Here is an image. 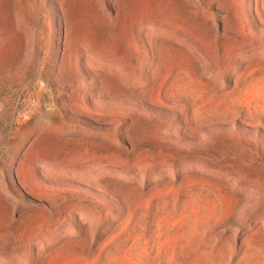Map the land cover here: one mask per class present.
I'll use <instances>...</instances> for the list:
<instances>
[{"label":"rangeland","instance_id":"rangeland-1","mask_svg":"<svg viewBox=\"0 0 264 264\" xmlns=\"http://www.w3.org/2000/svg\"><path fill=\"white\" fill-rule=\"evenodd\" d=\"M0 264H264V0H0Z\"/></svg>","mask_w":264,"mask_h":264}]
</instances>
